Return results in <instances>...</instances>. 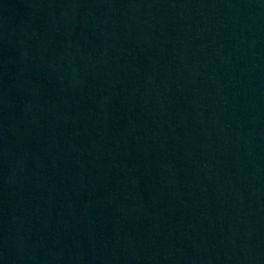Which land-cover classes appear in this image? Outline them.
<instances>
[{
    "label": "water",
    "instance_id": "1",
    "mask_svg": "<svg viewBox=\"0 0 264 264\" xmlns=\"http://www.w3.org/2000/svg\"><path fill=\"white\" fill-rule=\"evenodd\" d=\"M0 264H264V0H0Z\"/></svg>",
    "mask_w": 264,
    "mask_h": 264
}]
</instances>
